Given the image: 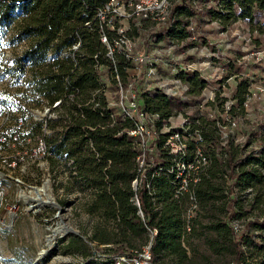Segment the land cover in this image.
I'll use <instances>...</instances> for the list:
<instances>
[{"label": "trees", "instance_id": "1", "mask_svg": "<svg viewBox=\"0 0 264 264\" xmlns=\"http://www.w3.org/2000/svg\"><path fill=\"white\" fill-rule=\"evenodd\" d=\"M107 1L0 0V30L6 36L1 46L25 44L21 52L14 54V64L6 72L17 79L29 75L31 91L48 107L61 101L59 107L51 110L56 119L46 120L51 133L43 136V122H34L28 136L43 138L52 172L57 167L69 171L64 191L79 195V207L91 219L89 230H84L82 236L74 235L67 244L68 250L81 256L86 264H113L111 256L140 250L152 241L154 264H187L189 257L183 247L187 225L195 232V219L187 222L185 218L190 197L196 199L197 209L200 206L207 209L210 202L219 200L223 183L229 179L226 189L229 195H235L229 200L230 220L241 216L242 196L248 189L254 193L251 206H263L264 144L251 151L246 150L248 144L233 145V142L226 143V149L222 147L220 153L204 149L214 137L209 136L210 132H219L216 123L225 125L220 114L215 113L212 118L200 117L197 125L189 127L201 129V133L198 139L192 136L185 142L182 153L173 155L168 149H161L163 139L156 143V154L151 155L141 148L139 140L127 134L132 122L118 118L112 124L113 109L108 108L103 93H96L102 86L100 73L110 74L116 69L123 76L127 65L120 55H115L114 62L106 58V49L99 42L94 12ZM216 4L207 18L223 27L238 21L253 25L264 9V0H218ZM180 11L188 13L182 7ZM9 31L11 34L7 36ZM78 42L80 47L72 51ZM48 54H52L49 61ZM182 78L189 84L190 97L198 96L205 86L198 75ZM245 90L246 82H239L234 95L238 105ZM140 102L145 112L159 116L158 129L170 124L171 99L161 94L153 97L144 94ZM17 134L19 138L15 139ZM20 135V131L11 129L7 139L17 142L28 138ZM215 137V144H221V134ZM198 149L209 163L189 170L188 166L195 164ZM143 153L146 161L152 159V165L139 169L137 158ZM182 165L184 176L189 174L188 183L186 190L177 194L183 178L177 180L176 176ZM136 179L139 184L134 188ZM57 202L60 206L70 203L67 198ZM247 226L263 231L264 219L250 221ZM209 230L216 233L218 242H232L234 264L244 259L241 244L249 241L252 234L242 233L235 238L232 227L219 224H211ZM153 232L155 235L148 241ZM260 240L262 243L255 245L258 252L254 264H264V237ZM165 258L168 263L163 262Z\"/></svg>", "mask_w": 264, "mask_h": 264}, {"label": "rangeland", "instance_id": "2", "mask_svg": "<svg viewBox=\"0 0 264 264\" xmlns=\"http://www.w3.org/2000/svg\"><path fill=\"white\" fill-rule=\"evenodd\" d=\"M181 0H178L180 2ZM183 1V0H182ZM216 3L218 0H215ZM217 5V4H215ZM187 5H183L182 10H187ZM20 13V9L16 10ZM253 25L247 21H238L230 24L226 30L219 23L211 22L204 15H194L193 22L196 23V38L198 47L192 49L189 41L184 42L180 49L173 48L176 55H181L179 60L185 64H194V69L199 71L203 80H207L210 87L220 89L223 96H228L232 88V80L228 84H224L216 77V70L222 68L225 77L233 73H246L252 77H256V81L264 84V9L257 14ZM7 34L9 36L11 34ZM262 32V33H261ZM4 37V38H3ZM6 39L5 31L0 30V105L7 109V114L0 110V157L16 161L14 168H8L0 160V172L4 174L0 180V264H86L83 258L77 253L68 250L67 244L74 236L72 231L82 236L84 230H89L91 219L85 215L79 207L78 194H69L64 191L66 178L69 171L64 168L57 167L55 171L50 170L49 160L47 158L32 160L30 159V151L37 148L38 138L29 137L30 126L35 120V111L43 112L48 109L46 102L35 92L31 91L32 84L30 76L24 74L18 79L12 77L6 70L13 66V56L19 53L25 47L24 43L15 45L14 47L4 46L1 42ZM140 51V49H138ZM165 57L164 54H160ZM63 56V55H62ZM48 61L52 59V54H48ZM138 70L130 73L134 75ZM140 80L144 79L145 68L140 70ZM109 73L105 74L104 79L106 86L110 87L107 95L108 101L115 103L116 96L114 88H112V78ZM206 96L190 97L189 94L173 101V118L168 126L162 125L158 129L148 127L149 135L146 136V143L151 155L157 152V144L160 140L165 139L161 149L169 150L171 154L177 155L181 152L182 143L184 144L190 137L194 136L198 139L199 130H192L189 127L197 125L200 117H214L217 111L218 103L210 110H206L205 98L210 97V91L203 92ZM175 101V102H174ZM208 101V100H207ZM255 107L246 110L244 118L238 122L236 129L222 132L228 134L226 141L221 144H215L214 138L218 133H211L213 139L209 140L207 147L216 153L226 149V143L233 142L235 144H248L247 151L256 149L257 146L264 144V108L262 112H258ZM113 108H117L114 106ZM260 108V107H258ZM115 115L119 114L118 108L114 111ZM56 119V113L48 112V116ZM8 121H5V117ZM211 117V118H212ZM188 125V127H185ZM23 128L21 135L28 138L17 142L7 139V134L11 129L14 131ZM179 128V129H178ZM171 131V132H169ZM174 131V132H173ZM181 131L177 138L173 133ZM166 136V134H168ZM20 135V136H21ZM171 135H174L171 137ZM225 137V135H224ZM19 138V134L15 139ZM223 138V137H222ZM24 159H20V157ZM179 162V161H178ZM147 166L152 165V159L146 161ZM45 166V168H44ZM180 171L183 169L180 167ZM186 178L189 177L187 173ZM19 179L22 184L16 180ZM49 180L50 191L57 200L68 199L70 203L65 206L56 208L55 206H45L34 210H27V206L20 200L18 193L20 190L27 192V186L39 187L44 180ZM219 183V180H217ZM221 183V182H220ZM223 183V182H222ZM24 184V185H23ZM229 185V179L223 183V192L220 193L219 200L210 202L208 208L201 206L198 211L192 214L195 219V232H192V226L189 225L187 235L184 237L183 247L186 250L189 261L187 264H234V247L232 242L229 244L219 242L216 233L209 230L211 224L227 225L232 227L233 223H246L245 233L252 234L249 241L242 244L244 257L251 264L255 263V257L258 252L256 244L260 245L261 238L264 237L263 231L249 227L248 222L264 219V205L251 206V198L254 196L244 193L243 206L240 210L241 216L235 219H229V209L231 203L229 200L235 195H229L226 189ZM264 190V189H263ZM11 213L14 214L13 224H10ZM191 217V218H192ZM61 229V230H60ZM62 231L52 242V247L46 245L48 239L52 236L53 231ZM89 232V231H88ZM233 236L237 238L236 233ZM151 234H149V240ZM85 240V239H83ZM147 241V242H148ZM89 247L91 245L88 244ZM48 248V249H47ZM92 248V247H91ZM45 249V255L40 257V251ZM43 251V250H42ZM40 252V253H39ZM163 262L168 263L167 258Z\"/></svg>", "mask_w": 264, "mask_h": 264}, {"label": "built area", "instance_id": "3", "mask_svg": "<svg viewBox=\"0 0 264 264\" xmlns=\"http://www.w3.org/2000/svg\"><path fill=\"white\" fill-rule=\"evenodd\" d=\"M184 4L187 5L188 15L182 14L180 11V8ZM215 4V0H181L180 2L178 0H108L95 9L94 21L99 31V42L106 49V58L114 62V57L117 54L124 58L127 65L123 76L116 69L109 74L112 78V88H114V94L117 100L115 103L108 101L107 93L110 87L106 86L104 79L107 72L100 73L102 86L96 93H103L107 99L108 108L113 109L110 115L112 124H115L118 118L122 121H130L133 123V126L127 130V134L139 140L141 148L144 151H151L147 147L145 138L149 135L148 127H155L159 116L157 114H148L144 111L140 102V96L145 94L148 97H153L156 94H161L168 99H178L182 97L180 96L182 93L183 96H186L189 91V84L184 81L183 76L198 75L200 79L203 78L201 73L193 68L194 64H185L180 61L179 58L181 55H176L173 48H177L178 50L184 42L189 41L190 45H192L191 48L197 49L196 23L193 22V17L194 15H199V13L200 15H204L205 13V16L208 17L209 11L215 8ZM86 25L89 26L88 23ZM228 26L223 29L226 30ZM170 30L173 31L172 34ZM181 31H183L184 36ZM79 47L80 42L72 46V51H76ZM67 54L64 53L63 55ZM160 54H164L165 57H162ZM142 67L145 68V73L142 74L144 75V79L140 80V73H142L140 70ZM135 69L138 72L135 76H130L131 71L133 70L134 72ZM221 75H225L224 70L222 68L217 69L216 77H218L220 82L228 84L232 80L233 85L228 96L222 95L221 87H219L220 89L210 87L208 81L203 80V78L202 81L205 83V86L196 97L199 98L202 94L206 96L203 92L206 90L210 91V97L205 98L206 110H210L218 103L219 109L215 113L220 114L225 125L222 126L216 123V127L220 132L219 134H221L222 141H226L228 134L222 131L225 129H236L240 119L244 118L243 116H245L246 110L257 104L255 109L263 113L261 108H264V84L257 82L256 77H252L246 73L237 72L229 75V77H223ZM108 81H110L109 77ZM241 81L246 82V90L243 94L242 103L238 105L234 99V95L236 86ZM60 104L61 101H57L52 107H48L47 105L48 109L43 112L35 111V115H42L41 118H36L34 115V118L38 122H43V136L51 133L46 127V120L52 119L50 115L47 118L48 112L59 107ZM96 106L98 105L96 104ZM114 106H117L119 110L118 115H115L114 111L117 108H113ZM232 109L233 113L231 112ZM0 110L7 114V109L3 105H0ZM4 120L8 121V117L6 116ZM23 130V128H19L17 131L22 132ZM173 134L177 138L180 135L179 132ZM174 135H171V137ZM37 138V148L30 151V159H48L49 153L43 138ZM182 147L183 149H181L180 153L185 149V143H182ZM18 159L8 160L0 157L1 162L8 168H14ZM20 159L23 160L24 157L21 156ZM137 162L139 169L147 166L144 153L137 158ZM208 163V158L198 149L195 164L189 165L188 169L196 170L199 166H206ZM181 168L183 169V165ZM3 176L4 174L0 172V180ZM181 177L183 178L182 184L177 194L187 188L188 181L184 176V171L181 172L178 170L177 180H180ZM16 181L22 184L19 179ZM138 184L139 182L136 179L133 182V187L136 188ZM251 193V189L246 191L247 195H251ZM196 209V199L191 196L190 206L185 215L187 222L191 219ZM232 229L233 233L235 232L238 237L242 233H245V223L243 225L234 222ZM187 230H189L188 225ZM154 235L155 232L152 233L151 239ZM151 245L152 241L148 242L140 250L127 254L113 255L111 256V260L113 264H154ZM239 264L251 263L244 257Z\"/></svg>", "mask_w": 264, "mask_h": 264}, {"label": "bare ground", "instance_id": "4", "mask_svg": "<svg viewBox=\"0 0 264 264\" xmlns=\"http://www.w3.org/2000/svg\"><path fill=\"white\" fill-rule=\"evenodd\" d=\"M36 118H41L42 115H35ZM21 182V181H20ZM24 185V184H23ZM27 192L20 190L18 193V197L20 200L27 206V210H34L36 208H43L45 206H52L53 202L55 203V198H53V195L50 191V185L45 179L43 184L39 187H33V186H27ZM14 214L11 213V221L10 224H13ZM61 230V229H60ZM60 230L53 231L52 236L50 239H48L46 245L48 248L52 247L53 240L60 234H62ZM60 233V234H59ZM47 248V249H48ZM43 250V251H42ZM39 253L40 257H43L45 255V249H42Z\"/></svg>", "mask_w": 264, "mask_h": 264}, {"label": "water", "instance_id": "5", "mask_svg": "<svg viewBox=\"0 0 264 264\" xmlns=\"http://www.w3.org/2000/svg\"><path fill=\"white\" fill-rule=\"evenodd\" d=\"M46 180L49 183V180L48 179H46ZM53 198H54V196H53ZM53 206H55L56 208H60V205L56 202L55 203L53 202ZM72 233L76 236H80L79 233H77V232L72 231Z\"/></svg>", "mask_w": 264, "mask_h": 264}]
</instances>
